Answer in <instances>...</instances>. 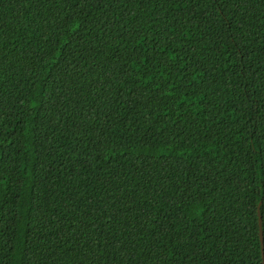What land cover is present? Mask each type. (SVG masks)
I'll return each mask as SVG.
<instances>
[{"label":"trees","instance_id":"1","mask_svg":"<svg viewBox=\"0 0 264 264\" xmlns=\"http://www.w3.org/2000/svg\"><path fill=\"white\" fill-rule=\"evenodd\" d=\"M264 0H0V264H264Z\"/></svg>","mask_w":264,"mask_h":264},{"label":"water","instance_id":"2","mask_svg":"<svg viewBox=\"0 0 264 264\" xmlns=\"http://www.w3.org/2000/svg\"><path fill=\"white\" fill-rule=\"evenodd\" d=\"M258 218H259V232H260V240L262 245V251H264V237H263V230H262V217L260 214V207L258 208ZM264 257V255H263Z\"/></svg>","mask_w":264,"mask_h":264}]
</instances>
